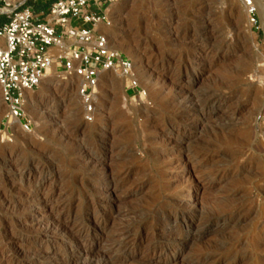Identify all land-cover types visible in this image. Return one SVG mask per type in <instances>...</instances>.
Segmentation results:
<instances>
[{
	"label": "rangeland",
	"instance_id": "1",
	"mask_svg": "<svg viewBox=\"0 0 264 264\" xmlns=\"http://www.w3.org/2000/svg\"><path fill=\"white\" fill-rule=\"evenodd\" d=\"M1 1L3 7L13 9L46 0ZM256 1L252 0L255 6L262 4L259 9L256 6L259 31L248 24L243 0H117L108 7L111 23L101 25V30L108 35L110 46L132 61L145 96L129 95L123 77L107 72L111 82L99 84L94 120L86 122L76 81L52 65L55 76L51 81L42 80L25 106L31 131L15 132L8 138L0 132V191L4 192L0 194V264H7L12 254L6 241L14 249L21 247L18 264H29L33 258L30 264H46L65 256L66 236L47 230L48 212L35 205L50 191L55 199L54 213L71 225L82 205L99 198L107 199L113 211L128 212V221L136 222L150 218L168 203L170 194L180 193L188 206L203 209L225 201L230 188L237 187L241 191L232 202L244 203L237 222L197 230L180 250L174 245L165 251L135 248L119 264H157L161 260L182 264L188 250L213 249L225 241L235 247L229 256L217 255L215 264H264V0ZM3 7L0 13L5 11ZM118 46L131 48L127 51ZM202 59L205 65L194 80ZM64 80L70 81L69 87ZM186 84H192L193 92L201 94L203 101L220 99L211 122L198 124L201 116L194 111L177 114L174 97L177 88ZM4 110L0 97V129ZM169 124L172 128L162 133ZM110 129L115 131L100 138ZM182 129L186 137L168 140ZM225 136L234 137V142L223 144ZM211 142L216 144L211 146ZM91 143L99 147L97 157L104 172L132 166L131 172L119 176L121 187L102 173L92 177L84 161H79L81 150ZM221 145L228 148L225 157L217 153ZM128 150L132 154L127 155ZM35 166L46 174L40 185ZM34 185L39 186L38 195L30 191ZM97 185L105 191L99 192ZM115 223L109 219L105 228L111 229ZM134 230L133 238L141 236V229ZM9 235L15 239L8 240ZM86 241L96 257L101 237L98 234ZM66 264L86 262L78 258Z\"/></svg>",
	"mask_w": 264,
	"mask_h": 264
},
{
	"label": "bare ground",
	"instance_id": "2",
	"mask_svg": "<svg viewBox=\"0 0 264 264\" xmlns=\"http://www.w3.org/2000/svg\"><path fill=\"white\" fill-rule=\"evenodd\" d=\"M261 5L262 4L259 5L258 3H256V6H257L258 9L260 8ZM206 11H208V10H206ZM206 22H207V20H206ZM208 23H210V22H208ZM208 23H206V24H208ZM117 48H122L124 50L129 51L131 47L128 49L126 47H119L118 46ZM205 62H206L205 60H203V59L201 60V62L199 64L200 66L198 67V70H197V72L194 75V80H196L197 75L199 74V69H202L204 67ZM51 67L48 69L47 74L44 76L43 80L51 81L53 79V77L55 76L54 66H53L52 73H51ZM145 76H146V74H145ZM71 78L74 80L73 77H71ZM62 79H64V78H62ZM165 80H166L165 76H163L161 81H160L162 83V85L165 84L164 83ZM220 81H221V79H220ZM64 82H65V80H64ZM101 82H104L105 84H109V82H111V81H110V78H107L105 76V73H104L102 75V77H101L100 83ZM219 84L221 85L220 82H219ZM64 85H67V87H69L70 86V81L69 80L66 81L64 83ZM174 85H176V84H174ZM219 90H220V88H219ZM206 94H207V92H206ZM206 94H205V96H207ZM31 96H32L31 95V91H27L26 92V103L31 99ZM174 98L176 100V101H174V99H173V101L175 102V110H176L177 114L178 115H185V114H187L188 111H194L196 113H199L201 117L199 118L198 124L210 121L214 117L216 111L219 109V106H220V103L218 104V101L220 99L217 101L216 98H212V99H209V100L207 99L208 101H203L204 99L202 98L201 94L193 92V85L192 84H190V85L186 84L185 87H182V88H179V89L177 88L176 95H175ZM168 99H170V98H168ZM165 103L167 104L168 101L165 102ZM224 104H226V103H224ZM259 105H260V103H259ZM25 106H26V104H25ZM171 107H173V106H171ZM155 123H157V122H155ZM167 126H168L167 128L162 130V133L166 132V131H169V129L172 128L173 124H169ZM222 126H224V125H222ZM114 131L115 130H113V129L111 130L110 129V131H105L102 134H100L99 136H100V138H103L106 135L112 134ZM184 133H185V130L182 129L180 131L179 135L178 134H177V136L174 135L173 138H169L168 140L170 142H175V141L179 140L180 138L186 137L187 135H185ZM225 137L226 138L223 137L222 139L218 137V139L219 140L221 139L223 144H228V143L231 144V142L233 143L234 140H235V139H233V140L231 139V138H234V137H231V138L227 137V136H225ZM243 138L244 137H242V140H243ZM213 143L211 142V146H212ZM238 143H241V140ZM214 144H216V143H214ZM242 144H245V143L243 142ZM84 146H86V145H84ZM78 147H80V146H78ZM206 147H207V145H206ZM209 147H207V149ZM98 148L99 147H98V145L96 143H91L88 146H86L85 148H83L81 150V152H80L81 154H80L79 161L80 162L84 161L83 165H85L86 169L87 168L89 169L90 174H91L92 177L97 176L98 174L102 173V177L103 178L108 179L109 182H113L117 186H120L123 181L121 180V177H119V176L124 171L125 172H131L132 169H133L132 166L131 165H122V167L120 169L116 170V172L114 171V173L111 172V171L110 172H104V170L102 169L103 162H102V160L100 158L97 157ZM199 149H200L199 151H202L205 154H207V153H208V155L211 154L210 153L211 151H209V150L201 149V148H199ZM77 151H75V152H77ZM194 151H196V149ZM75 152H74V154H76ZM227 152H228V148L225 147V146H222V145H221V148L217 151L218 155H221V156H224V157L227 155ZM231 152H230V154H231ZM244 152H245L244 149L240 150V154L244 155ZM126 154L130 155L132 153L130 152V150H128V151H126ZM199 156H201V155H199ZM35 161H36V159H35ZM231 161H229V163ZM229 163H227V164H229ZM219 166H221V165H219ZM36 170L38 171V174H39V175L36 174V175L39 176L38 185H40V184H42L41 181H42V179L45 178L46 174L44 172L40 171L39 168H37V167H36ZM31 173H33V172H31ZM35 173H36V171H34L33 174H35ZM50 176H51V174H50ZM141 183H140V185H141ZM38 185L37 186L34 185L35 187L32 186L33 189L30 190L31 192H34V194H36V195H38V189H39ZM91 187H89V188H91ZM29 188H28V190H29ZM95 188H97V187L95 186ZM92 189H94V187ZM97 189H98L99 192H104L105 191L104 187H101V186H98ZM95 191L96 190H94V192ZM239 191H241V189H239L238 187L234 188V189L232 188V190L230 188V191L228 192V194L227 195L224 194L226 196L225 197L226 198L225 201L224 200H223V202L220 201V203L215 204L213 207H210V206L206 207V208L204 207L205 209L204 208L201 209V207H200V209H195L196 207H193L194 209L191 208L192 206H188L187 205V203H189V202L184 200L182 198V196L180 195V193L176 192L173 195L170 194V196L167 197L168 198V203L162 205L159 210H157V211L155 210V212L153 213V215L150 218H147V217L146 218H142V219L137 220L136 222H135V220L134 221L133 220L132 221H128V219H127L128 215H129L128 212H126L124 210H120V209L113 211L111 209L107 199L99 198L98 201H95L92 204L91 203H87V204L82 205L80 207L79 213L77 215L78 218L76 217L77 219L71 225H69V223L66 222L65 219H62L59 216L58 213H54V211H55L54 200L55 199L53 197V192L50 191V192H48L49 194H46V196H44V197L37 196L39 198L35 201V205H38L39 207L41 206V207L46 208V210L48 212V217L46 219L47 223H48L47 224L48 225L47 230L49 229V231L56 232V233L58 232V233H60V235L62 233L63 236L64 235L66 236L68 243H67V245L63 246L64 247L63 254L65 253V256H61L60 257L61 259H59L58 261H53V262L49 261V262H46V264H66V263L70 262L71 260H73V259L76 260L78 258H80V260L83 258V260L86 262V264H119L135 248H142L143 250H146V251H150V250H153V251L154 250L165 251L166 249H168V248H170L171 246L174 245L176 248H178V250H180V249H182L184 247L183 242L185 240H187L188 238H190V237H194V235H196L197 230L208 231V230L218 226L219 224H230L232 222H237L238 218L240 217L239 214L241 213V211L244 208V203L243 202H234V201L232 202V200L237 199V197H235V195ZM2 193L4 194V192H1L0 194H2ZM82 195H84L83 192H82ZM1 196H3V195H1ZM232 197L235 198V199H233ZM3 198H5V196ZM151 199H150V201H151ZM163 199H165V198H163ZM150 201L148 203L149 205L152 202V201L151 202ZM81 203H82V201H81ZM136 208H137V206H136ZM130 214H133V213H130ZM144 216H145V214H144ZM142 217H143V215H142ZM109 219L114 220L116 223H115V226L113 228L106 229L105 228V223L108 222ZM135 227H136V229H138V230L141 229V231H142L141 236H139L138 238H135V237L133 238L131 236L133 231H135L134 230ZM18 231H16V232H18ZM11 233L9 232V234H11ZM98 234L101 237L102 247H101V250L98 253H96V257H93L94 254L90 253V246H89V243L86 240L87 239L92 240ZM15 235L17 236V233H15ZM14 237H15L14 235H9L6 238H8V240L9 239L12 240ZM18 238H20V236H18ZM217 244H215V245H217ZM234 245L235 244L233 242H226L225 241V243L224 242L220 243V245H217V246L214 247V248H216L215 249L216 251L213 250L214 248L212 249V248H209L208 246H206V248L203 247V248H200V249H197V250L196 249L188 250L187 251V255H186V260L182 264H215V261H216V259L218 257L217 255L220 254L222 256H229L231 254V251L235 247ZM213 246H214V244H213ZM218 246H219V248H218ZM5 247L12 251L11 256L8 257V261H6L7 264H14V263L18 264L21 247H18L16 249H14L15 246L14 247H12V245L10 246V244H8L7 241L5 243ZM22 251H23V249H22ZM68 252H70L69 255H68ZM36 259L40 260L41 258L38 257ZM33 260H34V258L29 260L28 263L30 264V261L32 263ZM20 263H21V261H20ZM21 264H23V263H21ZM157 264H167V263H166L165 260H161ZM224 264H226V262Z\"/></svg>",
	"mask_w": 264,
	"mask_h": 264
},
{
	"label": "built area",
	"instance_id": "3",
	"mask_svg": "<svg viewBox=\"0 0 264 264\" xmlns=\"http://www.w3.org/2000/svg\"><path fill=\"white\" fill-rule=\"evenodd\" d=\"M117 0H53L47 10L35 13L31 5L0 13V97L4 122L0 132L29 133L26 92L35 91L48 69L55 65L77 83L82 116L92 122L101 77L114 72L123 77L129 95L145 96L132 61L110 46L101 25L109 26L108 7ZM247 22L259 31L258 12L252 0H243Z\"/></svg>",
	"mask_w": 264,
	"mask_h": 264
},
{
	"label": "trees",
	"instance_id": "4",
	"mask_svg": "<svg viewBox=\"0 0 264 264\" xmlns=\"http://www.w3.org/2000/svg\"><path fill=\"white\" fill-rule=\"evenodd\" d=\"M52 1L53 0H46V1L39 2V3H34V5H33L34 9L37 11H44L45 12ZM2 4H3V2L0 0V5H2Z\"/></svg>",
	"mask_w": 264,
	"mask_h": 264
},
{
	"label": "crops",
	"instance_id": "5",
	"mask_svg": "<svg viewBox=\"0 0 264 264\" xmlns=\"http://www.w3.org/2000/svg\"><path fill=\"white\" fill-rule=\"evenodd\" d=\"M32 8H33V10H34L35 13H41V12H43V11H37V10H35L33 5H32Z\"/></svg>",
	"mask_w": 264,
	"mask_h": 264
}]
</instances>
